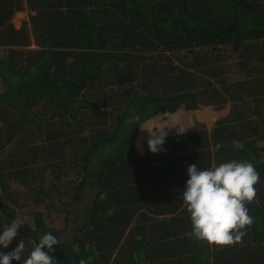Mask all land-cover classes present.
I'll return each instance as SVG.
<instances>
[{
    "label": "trees",
    "instance_id": "16d2710c",
    "mask_svg": "<svg viewBox=\"0 0 264 264\" xmlns=\"http://www.w3.org/2000/svg\"><path fill=\"white\" fill-rule=\"evenodd\" d=\"M255 5L264 0H0V233L22 225L0 251L24 240L26 258L52 232L58 264H264V10ZM227 104L211 128L193 112L196 128L167 135L160 152L148 146L157 130L140 143L155 116ZM233 159L260 174L246 205L254 222L241 243L209 247L185 235L187 166ZM53 190L70 207L63 226L25 201Z\"/></svg>",
    "mask_w": 264,
    "mask_h": 264
},
{
    "label": "clouds",
    "instance_id": "9594fccd",
    "mask_svg": "<svg viewBox=\"0 0 264 264\" xmlns=\"http://www.w3.org/2000/svg\"><path fill=\"white\" fill-rule=\"evenodd\" d=\"M139 120L138 115L129 118L130 123H138ZM185 131L186 127L181 125L177 129V135ZM166 136L167 133L163 129L157 131L155 135L152 133L148 140L152 153L164 150ZM232 145L236 149L244 147L239 140H233ZM222 146L217 144L216 147L220 149ZM187 175L189 179L182 199L184 207L190 214L191 231L185 235L195 241L206 242L209 247L235 246L241 243L247 235V228L254 222L246 206L255 199L257 195L255 186L260 182V174L254 164L247 160L233 159L201 170L197 163H192L187 166ZM21 226L20 221L16 219L10 224H4L0 233V247L9 248L19 235ZM59 243L52 232H46L39 237L30 254L23 258L25 243L24 240H20L12 251H0V264H12L13 260L19 264H58L54 255L50 253L55 252L53 246ZM80 264L85 262L81 260Z\"/></svg>",
    "mask_w": 264,
    "mask_h": 264
},
{
    "label": "rangeland",
    "instance_id": "374dc122",
    "mask_svg": "<svg viewBox=\"0 0 264 264\" xmlns=\"http://www.w3.org/2000/svg\"><path fill=\"white\" fill-rule=\"evenodd\" d=\"M256 8L259 10H264V5H255ZM15 20L18 23H21L22 21H27L29 19V12L27 10L25 11H20L17 12L15 15ZM236 74V73H234ZM181 108V107H180ZM230 109V104H227L223 109H217L213 106H203L202 108L198 109V111H195L198 119H200V123H206V124H213L216 120L220 119L221 117H224ZM193 112H190L188 110H185L184 108L179 109L176 113H171L166 116H156L154 117L155 119H152L150 124H147L144 126V130L140 134V143H145V141L148 140V137L150 135V131L152 129L157 130H162L166 133H171V129L173 128H179L181 125L186 124L187 121L189 122L190 118L193 117L194 115L192 114ZM176 123H180L181 125H174ZM146 127H148L146 129ZM209 128V127H208ZM38 197L40 198L37 200V203L34 199V196L31 195V198L29 200H25L27 206L30 209H33V207L36 209H41L44 211V217L48 221H53V220H58L57 223L60 225H64V219L66 215L67 209L70 210V207L65 205L61 197L58 195V193L53 190L51 192L50 197H46L38 193ZM79 208V207H76ZM81 209V208H80ZM79 209V210H80ZM66 210V211H65ZM29 212L25 211L21 213V221H27V223L33 227L34 226V221L31 216L28 214ZM72 218V216H71ZM71 218L68 219V222L70 223V227L72 226L71 223Z\"/></svg>",
    "mask_w": 264,
    "mask_h": 264
},
{
    "label": "crops",
    "instance_id": "0c3cea01",
    "mask_svg": "<svg viewBox=\"0 0 264 264\" xmlns=\"http://www.w3.org/2000/svg\"><path fill=\"white\" fill-rule=\"evenodd\" d=\"M181 108H184V109H185V107H183V106H182ZM181 108H180V109H181ZM196 111H198V110H196ZM190 112H195V111L192 110V111H190ZM158 116H161V115H158ZM155 117H156V116H155ZM196 117H197V115H196ZM197 118H198V117H197ZM152 119H155V118H152ZM152 119L150 120V122L152 121ZM199 120H200V119H199ZM150 122H149V123H150ZM205 124H206V123H205ZM212 125H213V124H209V125L206 124V126L209 127V128H211ZM183 126L186 127V131H192V130H194V129L196 128V127H195V122H194V121H189V122L187 121V123H186V124H183ZM177 129H178V128H173V129H171L172 132H171V133H167V135H177Z\"/></svg>",
    "mask_w": 264,
    "mask_h": 264
},
{
    "label": "built area",
    "instance_id": "2783aa9c",
    "mask_svg": "<svg viewBox=\"0 0 264 264\" xmlns=\"http://www.w3.org/2000/svg\"><path fill=\"white\" fill-rule=\"evenodd\" d=\"M14 23H15V25L18 27V25L20 24V23H18V22H16V20H14Z\"/></svg>",
    "mask_w": 264,
    "mask_h": 264
}]
</instances>
